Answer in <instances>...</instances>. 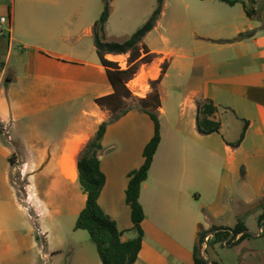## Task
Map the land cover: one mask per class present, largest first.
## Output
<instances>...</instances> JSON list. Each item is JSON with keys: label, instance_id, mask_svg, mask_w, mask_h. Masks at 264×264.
Here are the masks:
<instances>
[{"label": "crops", "instance_id": "1", "mask_svg": "<svg viewBox=\"0 0 264 264\" xmlns=\"http://www.w3.org/2000/svg\"><path fill=\"white\" fill-rule=\"evenodd\" d=\"M235 1L162 0L139 43L141 57L152 60L127 86L141 98L158 93L161 138L140 186L143 238L134 264H194L200 231L238 222L251 237L235 243L234 255L216 254L213 263L264 264L258 220L264 210V16L252 6L256 0ZM72 3L74 14L65 16ZM131 4L144 5L142 26L158 3ZM81 5L10 0L0 7V18L10 21L8 34H0V93L6 86L0 98V264H58L68 241L71 264H102L89 234L75 229L86 202L77 158L108 121L109 112L95 99L113 89L95 45L98 19L82 22ZM240 34L248 36L234 40ZM128 56L105 57L125 68ZM205 100L216 107L211 119L220 123L207 135L196 127L197 103ZM81 101L91 106L77 119L71 109ZM61 108L68 117L41 112ZM34 110L40 112L28 116ZM153 134L150 116L134 106L107 124L101 142L105 183L98 203L124 241L137 236L126 202L129 175L142 166Z\"/></svg>", "mask_w": 264, "mask_h": 264}, {"label": "trees", "instance_id": "2", "mask_svg": "<svg viewBox=\"0 0 264 264\" xmlns=\"http://www.w3.org/2000/svg\"><path fill=\"white\" fill-rule=\"evenodd\" d=\"M220 1L230 5L236 2L235 0ZM254 2L255 0H252V3ZM157 3L156 9L149 19L122 43H102L99 40L100 36L104 37L105 35V24L109 16V0H104L103 11L94 24L97 54L100 63L105 68L108 80L113 89L112 93L96 98L95 102L103 110H107L110 113H118L99 126L94 137L86 143L78 154V180L86 195V202L84 208L77 217L75 229L87 231L90 239L96 246L102 264H134L143 238L141 223L144 219V212L139 202L140 186L147 177L153 156L161 138L160 123L157 115L160 99L155 90L144 98H134L132 92L127 87V83L134 78L141 64L151 62L152 60L151 55L141 57L139 43L144 35L153 28L161 12L162 0H157ZM247 36L248 34H240L234 40H239ZM125 53H129L127 66L125 68H121L116 61L109 60L105 57L107 54ZM152 86H154L153 83ZM133 98L138 104L137 108L147 113L152 119L154 123V134L144 147V161L142 166L129 175L126 188V202L130 207L131 220L133 223L132 228L136 231L137 236L124 241L121 238L123 232L117 228L116 222L102 210L98 203L101 190L105 183V176L100 169V155L102 151L101 142L107 124L123 115L128 110L125 109L126 102ZM215 111L216 107L209 100L197 103L196 127L199 133L207 135L219 131L220 123L211 119ZM263 199L262 197L260 202H263ZM258 220L262 227L261 235L264 236V210ZM208 232H214L213 242H220L229 235V232L234 234L242 233L240 239L251 236L242 222H238L231 229L224 228L200 231L198 242L194 247V264H209L200 249V242Z\"/></svg>", "mask_w": 264, "mask_h": 264}, {"label": "rangeland", "instance_id": "3", "mask_svg": "<svg viewBox=\"0 0 264 264\" xmlns=\"http://www.w3.org/2000/svg\"><path fill=\"white\" fill-rule=\"evenodd\" d=\"M10 0H0V7L2 4L9 3ZM133 1L138 0H109V16L108 20L105 24V35L100 36L99 40L100 42H119L122 43L125 40H127L134 32H136L141 26L143 15L145 14L144 5H133L131 4ZM146 1L147 0H143ZM251 5V3H250ZM70 6L68 10H66L65 16L71 17L74 14V9L71 8V6H74V4H69ZM253 7L258 9V12L261 16H264V0H256L255 6L252 4ZM81 7V17L80 20L84 22L86 19H91L92 17H96V20L99 19L101 12L104 8V0H82ZM85 23H82V26H84ZM140 26V27H139ZM8 26L6 25L4 28L5 35L8 34L7 32ZM6 39H5V47H6ZM1 50V46H0ZM115 58V57H114ZM119 58V57H118ZM117 58V59H118ZM121 59V58H119ZM114 61V60H112ZM94 77H97V73L94 71ZM139 79V78H138ZM139 83V80H136L135 82L131 83V87L135 88L136 85ZM5 85L2 87V93H0V98L3 95L5 91ZM131 91V90H130ZM134 98H141V96H134ZM128 100L125 106V109H129L134 106H138L135 99ZM90 104L86 101H81L76 104L74 108L71 109V116H75L77 119L82 117L83 110H90ZM40 111L36 112L31 111L28 116L37 115ZM43 115H55L60 117H68V110L65 108L57 109L53 113H49L47 111H41ZM118 113V112H117ZM117 113H110L108 116V120L112 118V116H115ZM14 178L16 180V186L19 190L20 198L22 199V203L26 204L24 201L25 195H24V181L21 180L19 177V173L16 172L14 174ZM25 219V218H24ZM22 226H25V224H21L20 228H23ZM85 231V230H84ZM87 234V231H85ZM251 237V236H249ZM89 243V242H88ZM91 243V242H90ZM93 245V243H91ZM66 248L64 250L62 259L59 261L58 264H71V256H72V242L68 241V244L65 245ZM234 245L223 247L220 245L219 242L210 243L209 247L210 250L206 251V256L211 260L212 264H218L213 263L212 260L215 259L216 254H220L224 256V258L229 255H234ZM213 250H211L212 248ZM236 254V253H235ZM39 264L40 263L39 261Z\"/></svg>", "mask_w": 264, "mask_h": 264}, {"label": "built area", "instance_id": "4", "mask_svg": "<svg viewBox=\"0 0 264 264\" xmlns=\"http://www.w3.org/2000/svg\"><path fill=\"white\" fill-rule=\"evenodd\" d=\"M3 24H6L9 28L10 27L9 19H7L6 17L0 18V34H5L4 28L2 27ZM114 61H116L118 65L120 66L119 64L120 60H114ZM241 236H242V233L234 234L232 232H229V235L223 240H221L219 243L223 247L231 246L237 243L240 240ZM213 241H214V232H208L204 235L202 241L200 242V249H201V253L203 254V256L205 255L206 249L209 247V244Z\"/></svg>", "mask_w": 264, "mask_h": 264}, {"label": "bare ground", "instance_id": "5", "mask_svg": "<svg viewBox=\"0 0 264 264\" xmlns=\"http://www.w3.org/2000/svg\"><path fill=\"white\" fill-rule=\"evenodd\" d=\"M68 157V156H67ZM66 158V157H65ZM66 167L68 169V172H74V160H73V157L72 156H69L67 159H66Z\"/></svg>", "mask_w": 264, "mask_h": 264}]
</instances>
